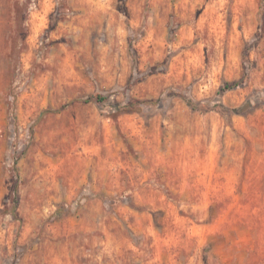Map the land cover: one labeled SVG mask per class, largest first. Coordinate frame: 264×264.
<instances>
[{
  "label": "rangeland",
  "instance_id": "1",
  "mask_svg": "<svg viewBox=\"0 0 264 264\" xmlns=\"http://www.w3.org/2000/svg\"><path fill=\"white\" fill-rule=\"evenodd\" d=\"M0 264H264V0H0Z\"/></svg>",
  "mask_w": 264,
  "mask_h": 264
},
{
  "label": "trees",
  "instance_id": "2",
  "mask_svg": "<svg viewBox=\"0 0 264 264\" xmlns=\"http://www.w3.org/2000/svg\"><path fill=\"white\" fill-rule=\"evenodd\" d=\"M102 99H104L102 96H99V95H98V96L96 97V100H97V101H101Z\"/></svg>",
  "mask_w": 264,
  "mask_h": 264
}]
</instances>
